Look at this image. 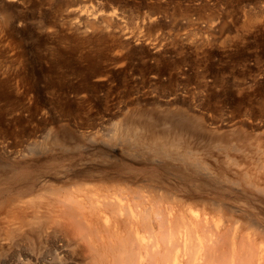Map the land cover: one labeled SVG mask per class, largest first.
Here are the masks:
<instances>
[{
    "label": "rangeland",
    "instance_id": "1",
    "mask_svg": "<svg viewBox=\"0 0 264 264\" xmlns=\"http://www.w3.org/2000/svg\"><path fill=\"white\" fill-rule=\"evenodd\" d=\"M186 114L199 124L180 126ZM126 129L142 142L148 130L177 131L197 155L193 164L208 169L158 160ZM88 190L113 207L79 208L74 220L88 218L83 226L72 222L77 206L61 200L89 204ZM141 204L165 218L171 211L183 226L171 214L160 223L137 217V226L126 209ZM156 225L179 230L177 246L193 230L196 255L184 264L202 257L190 243L196 236L223 253L212 264H228L233 248L264 256V0H0V264H95L122 238L135 247V229L150 245L163 241L168 232ZM179 246L160 248L170 257L158 258L180 259Z\"/></svg>",
    "mask_w": 264,
    "mask_h": 264
},
{
    "label": "bare ground",
    "instance_id": "2",
    "mask_svg": "<svg viewBox=\"0 0 264 264\" xmlns=\"http://www.w3.org/2000/svg\"><path fill=\"white\" fill-rule=\"evenodd\" d=\"M75 1V0H74ZM57 7V6H56ZM58 9V8H57ZM182 114V113H181ZM147 120V119H146ZM201 120V119H200ZM199 117H196V116H194V115H189V114H186V116H182L181 118H179L178 120H176V122L181 126V125H183L184 123H189V124H191V125H193V128L195 127V124H199ZM169 122H170V120H169ZM169 122H167V120H165V121H162V124L163 125H169ZM174 122V121H173ZM168 123V124H167ZM175 123V122H174ZM161 125V124H160ZM163 127V126H162ZM173 127V126H172ZM127 128H129V127H127ZM191 128H192V126H191ZM168 129V128H167ZM177 129H178V127H177ZM197 129H199V131H201L202 132V130H204L200 125H198V128ZM121 130H122V128H121ZM120 130V131H121ZM181 130V129H180ZM194 130H196V129H194ZM169 131V130H168ZM175 131V130H174ZM184 131V130H183ZM126 132H127V134H128V136L130 135L132 138H130V140L131 139H133L135 142L134 143H137V145H138V143L139 144H141V146H142V148H141V150H144V148H145V150L146 149H148L147 151H148V153H149V151L152 153H149V154H151L152 156L154 155V156H156V157H158V160H159V157L160 158H163V159H165L166 161H171L170 163H172V162H174V161H177V162H181V165H182V163H183V165H185V164H187V165H192V167L194 166V165H196V166H194V167H196V170L195 171H197L198 169H199V171L198 172H200V169H202V170H204L207 166H205V168L203 167V165H202V163H199V164H193V163H195V162H197V155H196V153L194 152V150L193 149H191V147H190V145H189V143H183L182 142V140L179 138L180 136H178V134H177V131H176V133H172V136L170 137V135H171V133H167V134H165V132L164 131H162V132H159V131H157V134H155L156 133V131H155V133H154V130H152L151 132H150V130H148L147 132H148V134H149V139H148V141L145 139V141H141V140H143L144 138H145V136L144 137H142L141 136V134L139 133V131H137L136 129H126ZM159 132V133H158ZM166 132H167V130H166ZM160 133H162V134H160ZM179 134H181L180 132H179ZM206 136V135H205ZM109 138H111V137H109ZM117 138V137H116ZM121 138V137H120ZM126 138V137H125ZM124 138V139H125ZM128 138V137H127ZM141 138H143V139H141ZM123 139V138H122ZM123 139V140H124ZM129 139V138H128ZM109 140V139H108ZM121 140V139H120ZM129 140V141H130ZM139 141H141V143L139 142ZM147 141V142H146ZM145 142V143H144ZM217 142V141H216ZM215 142V144H217ZM118 143H120V142H118ZM126 143V142H125ZM107 144V143H106ZM110 144V143H109ZM127 144H129V143H127ZM117 145V144H116ZM134 146V145H133ZM117 147V146H116ZM111 148V147H110ZM222 148H227V147H222ZM131 149V148H130ZM144 150V151H145ZM136 152V151H135ZM132 153V152H131ZM145 153V152H144ZM138 156V155H137ZM153 158V157H152ZM155 159H157V158H155ZM152 160V159H151ZM201 160V159H200ZM199 159H198V161H200ZM179 162V163H180ZM178 163V164H179ZM203 163H204V161H203ZM177 164V167L179 166ZM169 165V164H168ZM180 165V166H181ZM182 165V166H183ZM204 165H207V163H205ZM190 167V166H189ZM204 168V169H203ZM260 168V167H259ZM207 169H208V167H207ZM207 169H206V171H207ZM262 169H263V167H262ZM250 184V183H249ZM249 186V185H248ZM250 187V186H249ZM251 187H252V185H251ZM61 190V189H60ZM157 190V189H156ZM76 191V190H75ZM158 191V190H157ZM43 192V191H42ZM51 192V191H50ZM56 192H58V191H56ZM55 192V193H56ZM74 192V191H73ZM82 192H86V191H82ZM101 192V191H100ZM100 192H98V190H94V191H92V190H88L87 191V197H88V203L89 204H87V203H85V200L84 199H82V200H80L81 198L79 197H77L79 200L78 201H76L75 200V197L74 198H72V196L70 197L69 195H67V196H69V197H67V196H65L66 198H68V199H66L64 196V200H61L60 198V200H61V202L63 203L64 201H69V203H70V201H71V204L70 205H68V206H73L74 204V206L77 208H75V212H76V214H77V211H78V209L79 208H81V209H83V210H86V211H91V210H94V209H92V207L93 208H95V206H97V207H103V206H106L108 209H110V208H112L113 206H111L110 207V205L111 204H109V202L111 201H109V202H107V200H109V198H107V196H106V194L105 193H100ZM44 193H46V192H44ZM59 193V192H58ZM135 193H137L136 191L134 192V194ZM51 194V193H50ZM71 194V193H70ZM79 194V193H78ZM93 194V195H92ZM138 194V193H137ZM167 194V193H166ZM53 195H55V194H53ZM80 195V194H79ZM82 195V194H81ZM133 195V194H132ZM132 195H130V196H132ZM140 195V194H139ZM159 195V194H158ZM162 195H165V194H162ZM48 196V195H47ZM136 196H138V195H136ZM165 196H167V195H165ZM37 197V196H36ZM40 197V196H39ZM84 197H86L85 195H84ZM112 196H110V198H111ZM134 197V196H133ZM141 197V196H140ZM161 197V196H160ZM169 197V196H168ZM174 197V196H173ZM172 196H171V198L172 199H174ZM30 198V197H29ZM46 198V197H45ZM58 198V197H57ZM62 198V197H61ZM135 198V197H134ZM142 198H143V196H142ZM40 199V198H39ZM41 199H43V198H41ZM132 199V198H131ZM137 199V198H136ZM140 199V202H141V198H139ZM167 200H168V198H166ZM179 199V198H178ZM46 200V199H45ZM121 200V199H120ZM143 200H145V202L147 201L148 202V200H146L145 198H143ZM29 201V200H28ZM137 201V200H136ZM136 201H134V203L136 202ZM152 201V200H151ZM171 202H172V200H170ZM169 201V202H170ZM58 202V201H57ZM60 202V201H59ZM60 202V203H61ZM73 202V203H72ZM83 202H84V204H83ZM87 202V201H86ZM28 203V202H27ZM32 203V202H31ZM30 203V204H31ZM44 203H46V202H44ZM61 203V204H62ZM65 203V202H64ZM69 203H67V204H69ZM110 203H112V202H110ZM118 203V207L120 208V206H119V202H117ZM131 203H133V201L131 202ZM137 203V202H136ZM141 203H144V201L143 202H141ZM151 203V202H150ZM154 204H155V202H153ZM158 203H159V199H158ZM21 204V203H20ZM99 206H98V205ZM102 204V205H101ZM168 204V203H167ZM166 204V205H167ZM23 205V204H22ZM25 205V204H24ZM113 205V204H112ZM126 205V204H125ZM138 205V204H137ZM137 205L134 207V205L133 206H131V209H130V212L129 211H127L128 209H126V212H128L129 214L127 215V216H130L132 219H133V222L135 223V219L137 220V219H139L140 217L142 218V217H144L145 216V218L146 219H152V217L153 218H155L156 219V221L155 222H159L160 220L162 221V218H164V221L168 218H170L171 219V217H173L172 216V214L170 213L171 211H169L168 212V216H167V214H166V216H167V218H165V215H164V213H162V211L160 210V207H159V209H156V208H158V207H155V209H153L152 210V208H150V206H144V207H142V204L141 205H139L141 208L139 209V210H137ZM153 205V204H152ZM157 205V203L155 204V205H153V206H156ZM171 204H169L168 205V209H169V206H170ZM26 206V205H25ZM68 206H65V205H63L62 207L65 209V212H63L64 214L66 213L67 214V210H69V208H67ZM160 206V205H159ZM101 207V208H102ZM124 207V206H123ZM146 207V208H145ZM149 207V208H148ZM165 207V206H164ZM34 208V207H33ZM73 208V207H72ZM71 208V209H72ZM91 208V209H90ZM125 208V207H124ZM143 208V209H142ZM67 209V210H66ZM80 209V211L82 212V210ZM87 209H89V210H87ZM114 209V208H113ZM113 209L111 210V211H113ZM115 209H117V208H115ZM121 209V208H120ZM58 210V209H57ZM73 210V209H72ZM103 210H106L105 209V207H104V209ZM156 210V211H155ZM162 210H164V209H162ZM166 210V209H165ZM61 211H63V210H61ZM85 211V212H86ZM110 211V212H111ZM167 211V210H166ZM97 212H99V211H97ZM121 212H123V210L121 211ZM164 212V211H163ZM62 213V212H61ZM91 213V212H90ZM95 213H96V211H95ZM124 213V212H123ZM163 215H162V214ZM176 213V212H175ZM75 214V217L73 218L72 217V215L70 214H68L70 217H72V222L74 221V223H79L80 224V221L82 222V220H78L77 222L75 221L76 220V216H78V214H79V212H78V214L76 215ZM102 214V213H101ZM118 214V213H117ZM125 214V213H124ZM171 214V217H169V215ZM178 214V213H177ZM194 214V213H193ZM56 215V214H55ZM60 215H62V214H60ZM88 215H89V213H88ZM95 215H99V214H95ZM113 215V214H112ZM122 215V214H121ZM141 215V216H140ZM163 217H162V216ZM178 215H180V214H178ZM74 216V215H73ZM105 216H106V214H105ZM176 216V215H175ZM174 216V217H175ZM181 216V215H180ZM179 216V217H180ZM50 217V216H49ZM79 217V216H78ZM129 217V218H130ZM137 217H139V218H137ZM161 217V218H160ZM173 217V218H174ZM177 217V219H179L178 218V216H176ZM175 217V218H176ZM191 217H193V215L191 216ZM103 218V217H102ZM172 218V219H173ZM175 218H174V220H175ZM180 218H182V217H180ZM183 218H184V216H183ZM52 219H54V217L52 218ZM51 219V220H52ZM75 219V220H74ZM83 219V218H82ZM88 219V218H87ZM87 219H85L84 221V223H82V224H80V225H83V224H88V221H87ZM104 219V218H103ZM105 219H107V217L105 218ZM105 219H104V221H103V224L105 223V222H108V221H105ZM110 219V218H109ZM154 219V220H155ZM176 219V220H177ZM192 219V218H191ZM47 220H49V218L47 219ZM57 220V219H56ZM140 220V219H139ZM144 220V219H143ZM142 220V221H143ZM174 220H173V222H174ZM186 220V219H185ZM197 220V219H196ZM201 220V219H200ZM55 221V220H54ZM112 221V220H111ZM141 221V220H140ZM149 221V220H148ZM170 221V220H169ZM179 222H180V219L178 220ZM182 221V220H181ZM56 223H57V221H55ZM129 222V221H128ZM128 222H127V224H128ZM139 222V221H138ZM137 222V223H138ZM163 222V221H162ZM165 222H167V221H165ZM172 222V221H171ZM185 222V221H184ZM205 222V221H204ZM132 223V222H131ZM137 223H135V224H137ZM160 223V222H159ZM159 223H156L157 225L159 224ZM169 224H170V222H168ZM168 223H166V224H168ZM182 222H180V224H181ZM200 223H203V222H200ZM58 224V223H57ZM75 225V226H78V225ZM108 223H106V225H107ZM111 224V223H110ZM133 224V223H132ZM135 224H133V227L135 226L136 227V225ZM141 226H142V224L141 223H139ZM146 224L148 225V222H146ZM165 224V225H166ZM179 224V223H178ZM184 224H186V222L184 223ZM197 223H195V225H196ZM257 224V223H256ZM91 225V224H90ZM130 225V224H129ZM139 225V226H140ZM156 225V226H157ZM173 225V224H172ZM172 225H169V226H172ZM175 225V224H174ZM182 226H183V224H181ZM194 225V226H195ZM84 226V225H83ZM92 226V225H91ZM90 226V227H91ZM94 226V225H93ZM92 226V227H93ZM137 226H138V224H137ZM162 227H160V225L159 226H157L158 227V230L161 228L162 229V231H160V233H162L163 231H165V232H168V234L169 233H171V232H169V231H173V228H172V230H165V229H163V225H161ZM169 226H167L166 228L168 229H170V227ZM177 226V225H176ZM179 226V225H178ZM178 226L176 227V228H178ZM184 226H186V225H184ZM190 226V225H189ZM189 226H188V228H189ZM107 227H109L108 225H107ZM133 227H132V229H133ZM145 227V226H144ZM143 227V228H144ZM174 227V226H173ZM197 227V226H196ZM257 227V226H256ZM42 228V227H41ZM79 228V226L77 227V229ZM104 228V227H103ZM139 228H141V227H139ZM143 228H141V229H143ZM184 228V227H183ZM188 228L186 229V230H188ZM191 228V227H190ZM230 228H231V226H230ZM83 229H85V228H83ZM101 229V228H100ZM107 229V228H106ZM130 229V228H129ZM149 229V228H148ZM194 229V228H193ZM79 230V229H78ZM82 230V229H81ZM145 230V229H144ZM176 230V229H175ZM174 230V231H175ZM178 230V229H177ZM176 230V231H177ZM180 230H181V228H180ZM182 230H184V229H182ZM185 230V232L187 233V231ZM190 230H192V229H190ZM215 230V229H214ZM217 230V229H216ZM11 231V230H10ZM93 231H95L96 232V234H98L99 233V231L97 232V229L95 230V227H93ZM132 230H130V232H131ZM135 232H134V234L135 235H133L132 234V236H134V237H136L139 241L137 242V240H136V244H135V247H136V245L137 244H139V242H141V244L140 245H138L137 246V248H135L134 246H132V245H134V244H130L131 245V248L132 249H130L131 251H132V253H134L135 251V249H138V248H142L143 250H145V255L144 254H142V253H139V251L141 250H139V251H137V253L135 252V256H134V261H133V256L131 255L132 253H130V250L128 249L129 248V243L128 244H126V245H129L128 246V248L125 246V243L123 244V240H124V238H122L123 240H120V241H122L121 242V245H120V249L118 248V246H119V244L118 243H120V242H116L118 245L116 246H114V249H112V248H110V244L108 245L109 246V248H108V250L110 251H112V252H109L108 250L107 251H105V249L108 247H105L104 246V251H102V253L101 254H99V256L97 257V259L96 260H93L94 262H95V264H129L131 261L134 263V264H181V263H187L188 261H192L193 259H194V257H195V255L196 254H193V252H191L192 253V255H190L189 254V249H190V251H191V248H192V246H188L189 245V238H190V236L192 235V237H193V235L195 234V233H193L192 234V232H193V230H192V232H191V234H190V236H189V234L187 233V234H185V235H188V236H186L187 238H185L186 239V241H185V239L184 238H182L181 237V240L179 239V241H181V243H179L180 244V246L182 247V250H183V252H185L184 254L182 253V255H179V256H176V257H180V259H178V258H173V259H171L170 261H169V259H168V262L169 263H167L166 261H167V259L166 260H164L163 258L164 257H168L169 255L167 254V256H165L164 254H161V253H164V252H168V250L166 251V249H172V247H174L175 246V248H177L178 246H179V244H178V246L175 244L176 243V241H178V237L180 236V235H178V233H180L179 232V230L176 232L177 233V235H176V233L175 232H172L171 233V235L174 233L175 234V236L173 237V235L171 236L170 235V237H172V238H170V241H171V239L172 240H174L175 239V242L173 243V241H169V240H167V241H169V242H166L165 240H166V238L167 237H165L166 235H168V234H166V233H162L163 235H165L164 237H162L163 238V241H165V242H163V241H161L160 240V242H162V245H160L161 243L159 242V240H157V237L155 236L154 237V239L152 238V236H151V238L154 240V241H152L153 243L150 245V243L151 242H148L149 243V245H148V243L147 242H145L144 240V237L143 236H141V234H140V232H138V230H134ZM146 231H147V229H146ZM79 232V231H78ZM94 232V233H95ZM105 232H107V230H105ZM111 230H110V234H109V237L110 236H112V234H111ZM114 233H115V235H113L111 238L113 239H116L115 238V236L117 237V234H119V233H117L116 234V231H113ZM112 232V233H113ZM120 232V231H119ZM144 232V231H143ZM152 232H153V230H152ZM151 232V233H152ZM185 232H182V233H185ZM195 232V231H194ZM211 232V231H210ZM7 233H9V232H7ZM93 232H92V236H93V234H94ZM101 233V232H100ZM108 233V232H107ZM113 233V234H114ZM124 233V232H123ZM127 233H128V230H127ZM150 233V234H151ZM156 233V232H155ZM181 233V234H182ZM213 233V235H215V236H217V234H214V232H212ZM39 234V233H38ZM90 234V233H89ZM125 235H126V233H124ZM158 234V233H157ZM162 234H160V235H162ZM211 234V233H210ZM220 234V233H219ZM8 235V234H7ZM49 235H51V234H49ZM98 235H100V234H98ZM130 235V234H129ZM159 235V236H160ZM162 235V236H163ZM183 235V234H182ZM222 235V234H221ZM147 236V235H146ZM148 236H150V235H148ZM154 236V235H153ZM169 236V235H168ZM176 236H178L177 237V240H176ZM208 236V235H207ZM206 236V237H207ZM220 236V235H219ZM219 236H217L218 238H219ZM96 236L94 235V238H95ZM119 237V236H118ZM124 237V236H123ZM127 237H128V235H127ZM127 237H125V238H127ZM192 237L190 238V240H192ZM217 237H214V239L212 238V240H210L209 238V241H210V243H213L214 245H215V242H218L217 240ZM86 238V237H85ZM100 238H102L101 237V235H100ZM100 238H98V240H97V242L98 241H100ZM119 238H121V236L119 237ZM150 238V237H149ZM160 238V237H159ZM161 238V239H162ZM216 238V239H215ZM88 239L89 240H91V237L89 236L88 237ZM108 239V238H107ZM106 239V240H107ZM131 239V238H130ZM165 239V240H164ZM184 239V240H183ZM196 239L198 240V241H196L195 240V237H194V239H193V241H191L190 243L191 244H195V245H197L201 250V252H199V253H197V254H202L201 256L204 258L205 256H208V257H206V258H208L207 260H206V258H204L205 259V262H203V258L202 257H200V255H198V257H200V258H198L200 261H198V260H196V258H195V262L197 263V264H210V262H211V264L213 263L211 260L213 259V257L215 258L217 255H215L216 254V252H217V249H216V247H213V246H211L212 244H207V246L209 247V248H214V250L216 249V251H212V249H209L211 252H212V254H210V253H208V254H210V257H209V255L208 254H206V252L205 251H207V252H209V250L206 248L207 246H206V244H205V241H200L199 240V237L198 236H196ZM203 240H204V238H202ZM207 239V240H208ZM82 240V239H81ZM102 241H103V239H101ZM110 240V239H109ZM132 240H133V237H132ZM147 240H149V239H147ZM151 240V239H150ZM149 240V241H150ZM183 240V241H182ZM214 240V241H213ZM92 241V240H91ZM86 242V243H88L86 246H87V248L89 247V249L91 250V251H93V247H95V245L93 246V244H91L90 245V243H93V242ZM113 241V240H112ZM117 241H118V239H117ZM128 241V240H127ZM130 241V240H129ZM188 241V242H187ZM208 241V242H209ZM213 241V242H212ZM233 241V240H232ZM96 242V241H95ZM108 242V241H107ZM133 242V241H132ZM192 242H196V243H192ZM204 242V243H203ZM221 242V241H220ZM111 243V242H110ZM113 243H114V241H113ZM172 243V244H171ZM207 243V242H206ZM108 244V243H107ZM115 244V243H114ZM190 244V245H191ZM204 244H205V248H204ZM220 244V243H219ZM241 244V243H240ZM216 245H217V243H216ZM215 245V246H216ZM239 245V244H238ZM100 246V245H99ZM111 246H112V243H111ZM160 246V247H159ZM177 246V247H176ZM179 246V247H180ZM225 246V245H224ZM245 246V245H244ZM79 247V246H78ZM92 247V248H91ZM98 247V246H97ZM190 247V248H189ZM217 247H219V246H217ZM118 250H117V249ZM127 248V249H126ZM150 248V249H149ZM155 248V249H154ZM160 248H164L165 249V251H163V252H161V253H159L158 252V250H160ZM188 250H187V249ZM231 248V247H230ZM244 248V247H243ZM247 248V247H246ZM95 249V248H94ZM155 251H154V250ZM163 249V250H164ZM179 249L180 248H178V250L176 249V251H179ZM193 249V248H192ZM205 249H207V250H205ZM219 249V248H218ZM239 249H240V246H239ZM241 249H242V244H241ZM245 249V248H244ZM248 249V248H247ZM245 250L246 252L248 251V250ZM255 249V248H254ZM129 250V251H128ZM149 250H151L150 252H149ZM157 250V251H156ZM182 250L180 249V251L182 252ZM193 250H195V249H193ZM192 250V251H193ZM197 250V249H196ZM195 250V251H196ZM220 250V249H219ZM250 250V249H249ZM253 250V249H252ZM251 250V251H252ZM127 251L129 252V253H127ZM134 251V252H133ZM148 251V252H147ZM228 251V250H227ZM243 251V250H242ZM95 252V251H94ZM180 252V253H181ZM187 252H188V254H187ZM224 252V251H223ZM245 252V253H246ZM255 252V251H254ZM257 252V251H256ZM96 253L98 254V253H100V252H98V251H96ZM151 253V254H150ZM203 253H205V254H203ZM218 254H220L219 252H217ZM230 253V251H228V254ZM248 253V252H247ZM246 253V254H247ZM157 254H161V255H164V257H159L158 258V255ZM170 254H172L171 252H170ZM235 254H236V252H235V249L233 248L232 249V251H231V256L229 257L228 256V258H230V261H227L228 262V264H234V263H237V264H240V263H238L237 261H235V260H237L238 258H236L237 256H239V255H237V256H235ZM246 254H245V257H241V256H243L242 254L239 256V257H241L242 259H244V258H246V261H247V259L249 260V259H251L252 261L250 262V263H246V261L244 260V264H263L264 263V256H258L257 258H255L254 260L252 259L253 257H251L250 255V257L247 255V257H246ZM252 254H254V253H252ZM251 254V255H252ZM257 254V253H256ZM264 254V253H263ZM130 255V256H129ZM175 255H178V252H175L174 253V256ZM205 255V256H204ZM226 255V254H225ZM255 255V254H254ZM254 255H252V256H254ZM220 256H223V253H222V255H220ZM220 256L218 255V257L220 258ZM234 256H235V258H234ZM256 256V255H255ZM254 256V257H255ZM132 257V258H131ZM170 257V256H169ZM193 257V258H192ZM218 257H216V258H218ZM131 258V259H130ZM162 258V259H161ZM171 258H172V256H171ZM226 258V257H225ZM192 259V260H191ZM235 259V260H234ZM241 259V264L243 263L242 260ZM164 260V261H163ZM201 260H202V262H201ZM226 260H227V258L225 259V263H226ZM215 261V260H214ZM223 261H222V264H223ZM235 261V262H234ZM238 261L240 262V259H238ZM93 262V263H94ZM207 262H209V263H207ZM215 262H217V261H215ZM247 262H249V261H247ZM130 264H132V263H130ZM216 264V263H215ZM227 264V263H226Z\"/></svg>",
    "mask_w": 264,
    "mask_h": 264
}]
</instances>
